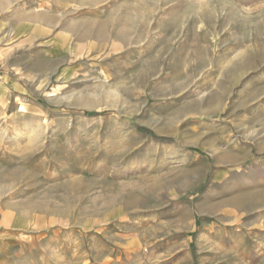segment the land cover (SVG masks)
<instances>
[{
  "label": "rangeland",
  "instance_id": "obj_1",
  "mask_svg": "<svg viewBox=\"0 0 264 264\" xmlns=\"http://www.w3.org/2000/svg\"><path fill=\"white\" fill-rule=\"evenodd\" d=\"M0 264H264V0H0Z\"/></svg>",
  "mask_w": 264,
  "mask_h": 264
}]
</instances>
